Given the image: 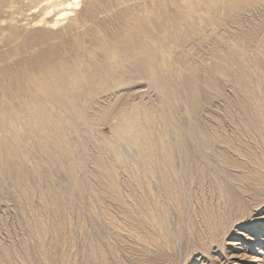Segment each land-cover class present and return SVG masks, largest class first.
<instances>
[{"label":"rangeland","instance_id":"374dc122","mask_svg":"<svg viewBox=\"0 0 264 264\" xmlns=\"http://www.w3.org/2000/svg\"><path fill=\"white\" fill-rule=\"evenodd\" d=\"M0 264H264V0H0Z\"/></svg>","mask_w":264,"mask_h":264}]
</instances>
